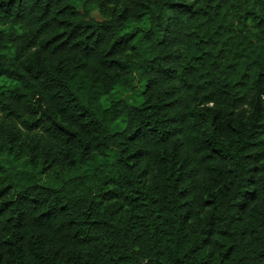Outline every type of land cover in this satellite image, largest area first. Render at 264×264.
Here are the masks:
<instances>
[{
	"label": "clouds",
	"instance_id": "9594fccd",
	"mask_svg": "<svg viewBox=\"0 0 264 264\" xmlns=\"http://www.w3.org/2000/svg\"><path fill=\"white\" fill-rule=\"evenodd\" d=\"M10 7L0 0V13ZM249 11L264 20V0H81L78 23L92 26L99 40L93 37L75 47L69 43L55 52L33 39L29 21L27 29H12L21 51L0 62V73L17 77L22 87L0 95V151L11 147L17 158L0 157V185H13L11 194L21 197L29 227L16 234L24 237L17 251L3 245L0 234V264H85V256L87 264H121L118 254L126 264H214L229 245L235 255L230 253L226 264H264V144L253 149L249 143L253 125L264 120V26L257 28L255 19L249 23ZM221 16L232 22L224 31L236 35L228 43L246 55V62L227 71L223 57L219 65L185 67L187 33L211 35ZM187 46L189 51L196 47L192 40ZM241 78L242 87L229 83ZM142 93L149 103L161 105L169 96L178 97L174 111L183 118L173 125L168 112L156 113L160 118L153 120L147 105L136 106ZM256 136L264 139L259 132ZM134 148L144 151L132 167L124 149ZM249 150L261 155L248 157ZM109 151L113 155L97 166L95 175L84 172L64 181L73 157L89 161ZM41 157L55 161V177L79 210L90 204L100 215L101 205L94 201L107 181L115 185L109 196L129 194V185L143 187L141 195L148 199L158 196L163 223L149 205L137 224L123 218L115 227L110 223L106 235L97 234L101 243L90 252L71 251L78 245L67 218L62 224L37 219L46 204L58 206L64 196L41 189L39 177L19 164L24 159L37 163ZM177 168L180 179L169 183L168 173L176 174ZM209 196L215 202L212 209L205 204ZM59 211L53 209L49 217ZM225 227L228 238L220 235Z\"/></svg>",
	"mask_w": 264,
	"mask_h": 264
},
{
	"label": "trees",
	"instance_id": "16d2710c",
	"mask_svg": "<svg viewBox=\"0 0 264 264\" xmlns=\"http://www.w3.org/2000/svg\"><path fill=\"white\" fill-rule=\"evenodd\" d=\"M5 2L11 7L5 8L4 11L0 13V62L14 59L19 55L21 48L16 46V40L13 39L10 33L13 28L18 32L27 29L28 24H26L25 21H29V23L33 25V39L37 41L43 50L51 48V50L55 52L56 49L61 48L62 45H67L69 43L75 47L78 44L87 45V42L93 37L99 40L95 31L92 30V26L78 23L81 19L77 15L81 0H19V2H17V0H5ZM146 7L145 5V8ZM246 15L249 23L253 22L255 19L257 28L264 26V20H260L256 13L249 11ZM29 18L31 19L29 20ZM231 23V21L225 22L224 17L221 16L216 22L214 31L211 35H209L207 31L198 33L188 32L185 37V67L191 64L193 68H196L202 62H207L210 66L219 65L222 63L220 57L228 61L224 69L225 71L231 69L235 63H245L247 59L246 55H242L241 50H238L234 45L228 43V41L232 40L236 35L235 31H224L230 29ZM239 27L241 30L243 29V22L240 23ZM22 34H26V32H22ZM125 35L135 36V33H125ZM189 40H192L196 45V47H192L190 51L187 46V41ZM237 43H239V41H237ZM245 47H247V45H245ZM72 71L75 72V66ZM205 71L207 72L208 70L206 69ZM54 74L59 75L60 73ZM245 75L248 74L245 73ZM260 76H264V73H260ZM201 81L202 83L207 82L203 81L202 77ZM144 83L145 92H147L149 81H145ZM229 83H234L242 87L243 79L229 81ZM227 86L226 84L225 87ZM21 87V81L17 77L7 72L0 73V95L11 94ZM116 87H120V85L117 84ZM21 95H24V93H21ZM149 99L150 97L142 93L139 98V103L136 106L142 107L143 105H147V109L145 110L153 116V120L160 118L156 113L166 114L168 112H172V115L167 118L173 125H175L178 118H183L174 111V106L177 103L178 97L169 96L162 105L158 103H149ZM9 115H11V113H9ZM195 115L196 113L193 111L191 113L193 119H195ZM153 120L147 121V124L155 127ZM61 127H68V130L72 131L71 127L66 124H61ZM253 128L256 131L249 137V143L253 146V149H255L261 144H264V139H259L256 136L257 132L264 135V120L254 124ZM137 131H139V129H137ZM134 135L135 133L129 137V140H132ZM142 139L143 138H137V142ZM142 151H144L142 148H134L131 151L124 149V152L127 153L128 163L132 167H135L136 163H138L140 159L138 153ZM112 155L113 154L109 151L104 154H98L95 160L89 161H81L79 156L73 157L63 173L64 181L77 180L79 175L84 172L95 175L97 166ZM258 155H261L258 151L249 150L247 152L248 157ZM0 157H8L15 160L17 154L9 147L7 150L0 151ZM119 158L124 159L123 153ZM165 159L167 160L168 158L165 157ZM54 163L55 161L50 162L44 157H41L37 163H32L28 159L19 161L22 168L39 177L41 189H48L53 194L60 193L64 196V199L61 200L58 206L54 201L46 204L37 216V219L43 216L48 218V220L45 221L46 223L62 224L63 219L67 218L72 226V242L78 245V247L71 249V251L75 252L82 249L86 253L90 252L101 243L97 234L106 235L105 229H107L110 223L115 227V221L123 218L125 220L131 219L134 224H137L143 220L145 214L149 212V205L152 206V211L156 220L163 223L160 215L163 209L160 206V198L158 196L148 199L146 196L141 195L142 192H145L143 187H133L132 185H129L130 193L125 194L123 197H121L119 193L114 196H109V193L115 191V185L107 181H105L104 190L94 201V203L101 205L99 209L100 215L98 216L94 213L90 204L86 205L83 210H79L77 205L72 202L71 192L65 193L64 185L55 177L56 170L53 169ZM179 167L183 166L180 165ZM3 170L4 165L0 163V172ZM181 174L182 173H179V168H177L176 174L171 172L168 173L169 183L174 184L180 179ZM142 183L141 181V184ZM13 191H15V189L10 183L0 185V234L4 237L2 244L7 246L11 251H17L18 240H23L24 237H17L16 234L19 233L22 228H28L29 222L24 219L25 214L20 210L18 201L21 197L19 195L13 196L11 194ZM183 191V189L180 191L181 197H183ZM44 199H47V197ZM55 199H59V197H55ZM31 200L34 205L37 203L36 196H32ZM183 203L186 204L187 200L184 199ZM214 203L211 196L207 197L205 200V204L209 209L214 207ZM57 207H59L60 211L56 215L49 217V213H52L53 209ZM74 209L76 210L74 211ZM105 212L115 213V218L105 217ZM145 222L151 223L152 221L148 219L145 220ZM238 222L242 223V220L238 218ZM219 223L223 224L224 221L221 220ZM254 230L255 229H253V231ZM227 232L228 229L226 227L220 230L222 238H228ZM35 235L38 239L39 233ZM249 238H251V236H249ZM169 239H171V237H169ZM207 240V234H204V241L207 242ZM219 242L223 243V239ZM104 244H108L107 239L104 240ZM233 247L234 245L225 247L222 256L217 258L214 264H226L225 258H228L230 253L233 256L235 255L232 251ZM106 250L112 251L111 248H106ZM115 259H119L121 264H126L122 255L118 254ZM85 264H87V256H85ZM201 264H207V262L202 261Z\"/></svg>",
	"mask_w": 264,
	"mask_h": 264
}]
</instances>
